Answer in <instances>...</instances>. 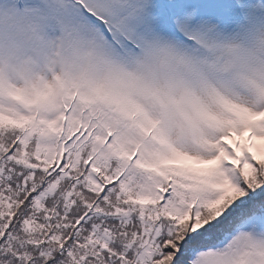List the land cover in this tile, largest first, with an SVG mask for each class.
<instances>
[{"label": "snow or ice", "instance_id": "1", "mask_svg": "<svg viewBox=\"0 0 264 264\" xmlns=\"http://www.w3.org/2000/svg\"><path fill=\"white\" fill-rule=\"evenodd\" d=\"M0 264H264V0H0Z\"/></svg>", "mask_w": 264, "mask_h": 264}]
</instances>
